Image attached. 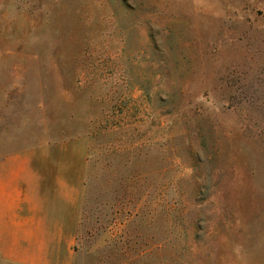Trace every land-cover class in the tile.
I'll return each mask as SVG.
<instances>
[{
    "label": "rangeland",
    "instance_id": "1",
    "mask_svg": "<svg viewBox=\"0 0 264 264\" xmlns=\"http://www.w3.org/2000/svg\"><path fill=\"white\" fill-rule=\"evenodd\" d=\"M0 163L72 264H264V0H0Z\"/></svg>",
    "mask_w": 264,
    "mask_h": 264
},
{
    "label": "crops",
    "instance_id": "2",
    "mask_svg": "<svg viewBox=\"0 0 264 264\" xmlns=\"http://www.w3.org/2000/svg\"><path fill=\"white\" fill-rule=\"evenodd\" d=\"M34 165L0 163V264H72L64 181Z\"/></svg>",
    "mask_w": 264,
    "mask_h": 264
}]
</instances>
